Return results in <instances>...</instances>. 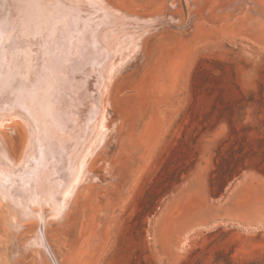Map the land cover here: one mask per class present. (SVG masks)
Returning a JSON list of instances; mask_svg holds the SVG:
<instances>
[{"label": "rangeland", "instance_id": "1", "mask_svg": "<svg viewBox=\"0 0 264 264\" xmlns=\"http://www.w3.org/2000/svg\"><path fill=\"white\" fill-rule=\"evenodd\" d=\"M131 1L165 23L115 76L120 128L44 242L0 209V264H264V0Z\"/></svg>", "mask_w": 264, "mask_h": 264}, {"label": "bare ground", "instance_id": "2", "mask_svg": "<svg viewBox=\"0 0 264 264\" xmlns=\"http://www.w3.org/2000/svg\"><path fill=\"white\" fill-rule=\"evenodd\" d=\"M68 1L64 5L59 0H0V33L6 39H0V209L18 232L25 230L26 220H37L36 235L42 242L48 223L64 220L73 197L94 178L90 174L93 156L120 128L110 112L115 76L136 61L152 23H165L161 13L141 12L131 0L120 2L121 11L111 0H97L101 12L90 18L79 12L82 7L93 11L88 5L91 0ZM19 17L46 23L43 29L55 33L57 48L50 50L44 43L50 37L45 30L27 42ZM100 24L111 27L100 33ZM90 38L97 44L101 38L106 42V48L101 47L103 42L98 48L106 55L100 62L112 63L101 77L94 75L99 79L96 87L86 81L93 77L90 56L83 51L92 49ZM78 52L85 65L78 59L69 61ZM75 95L84 104L82 111L71 101ZM15 128L23 141L17 159L1 134L8 129L14 135ZM45 248L55 261L47 244Z\"/></svg>", "mask_w": 264, "mask_h": 264}, {"label": "water", "instance_id": "3", "mask_svg": "<svg viewBox=\"0 0 264 264\" xmlns=\"http://www.w3.org/2000/svg\"><path fill=\"white\" fill-rule=\"evenodd\" d=\"M60 1V3H62V4H64V5H68V0H59ZM26 2V1H25ZM30 4V2H27V6ZM97 3V0H91L90 2H89V6L90 5H92L93 6V8H94V10L93 11H91V9H89V8H84V7H82V8H80V12H79V14H81V17H83V18H90V16L91 17H93L92 16V14L93 13H96L97 15H98V13H100L101 12V9L99 8V7H96V4ZM96 7V8H95ZM20 18V17H19ZM21 19V20H20ZM19 20L22 22V26H21V28H22V30L25 32V35H26V38H25V40L27 41V42H29L30 41V36H33V37H36V35H34L35 33H37L38 31H41V32H43L44 30L50 35V37H51V39H50V41H48V38H50V37H48V38H46V41L47 42H44V43H46L48 46H49V48H50V50L52 49H54V48H57V42L54 40L55 38L57 39V36L55 35V33L53 32L52 33V31L51 30H48V29H46V28H44L43 29V27H44V25H46V23H42V21H37V19L35 18V21H31L30 19H29V17H24L23 19L22 18H20ZM109 27H111V26H107V25H102V24H100V25H98V29L100 30L99 32L100 33H103V31H104V29L105 28H109ZM51 33H52V35H51ZM37 35H39V33L37 34ZM100 35V34H99ZM37 38H39V37H37ZM41 40H43V39H41ZM90 40L93 42V43H90V44H93L92 46V49H88V47H87V50H83L84 51V53L86 54V56H90V58L88 59V63H90V64H93V68L92 69H90V75H92V76H94V75H99L98 76V78L99 77H101L102 75L101 74H104V71H105V68H106V65H105V63H102L104 66L101 68V69H99L98 68V65L101 63L100 62V59L101 58H103V56L105 55V53H101V49H98L99 48V45H100V43H102L103 42V40H102V38L100 39V41H99V43L97 44V43H95L93 40H92V38H90ZM104 43H106L105 41L102 43V45H101V47L103 46L104 48H106L107 47V44H104ZM100 47V48H101ZM76 51V50H75ZM77 52V51H76ZM54 53H56V55H58V54H60L61 53V51H55ZM79 53L82 55V53L81 52H78V56H77V54L75 55V56H73L72 58H70L69 59V61L70 62H75L76 61V59H78V60H80V63L81 64H83V65H85L84 63V61L86 60L85 58L83 59V55L82 56H79ZM98 54H100L102 57H97V55ZM99 63V64H98ZM92 67V65L90 66V68ZM95 77V76H94ZM93 78V77H92ZM34 80V79H33ZM98 80L99 79H95V80H93V82L91 81V83L90 84H88L89 86H94L95 87V83L96 82H98ZM86 81H90L89 79H86ZM85 81V82H86ZM84 83V82H83ZM94 89V88H93ZM94 91H95V93L97 92L95 89H94ZM71 101H72V103L77 107V108H79L78 110H81L82 111V109H83V104L82 103H80V102H78V97L75 95V96H73V97H71ZM67 110V109H66ZM70 112V111H69ZM14 114H16L17 113V110H14V112H13ZM67 115H68V111H67ZM73 120V119H72ZM71 123L73 124V121H71Z\"/></svg>", "mask_w": 264, "mask_h": 264}]
</instances>
